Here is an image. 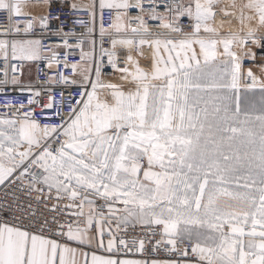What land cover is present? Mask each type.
<instances>
[{
  "label": "snow or ice",
  "instance_id": "6c2138e0",
  "mask_svg": "<svg viewBox=\"0 0 264 264\" xmlns=\"http://www.w3.org/2000/svg\"><path fill=\"white\" fill-rule=\"evenodd\" d=\"M52 2L0 0V264H264V0H73L63 62ZM42 59L77 95L22 83Z\"/></svg>",
  "mask_w": 264,
  "mask_h": 264
},
{
  "label": "built area",
  "instance_id": "2783aa9c",
  "mask_svg": "<svg viewBox=\"0 0 264 264\" xmlns=\"http://www.w3.org/2000/svg\"><path fill=\"white\" fill-rule=\"evenodd\" d=\"M71 1L69 0H55L52 2V7L50 11L52 12L53 17L56 15L60 16V20H56L54 18L50 19V27L45 32L43 29L37 28L35 37L33 38H42L44 45H45V52L44 55L46 57L51 56V49H56L61 51V61L63 62V53L67 52V49L63 48V41L60 36L56 35V33L59 31V29L62 27L64 32H70L73 31V23L72 21L77 18V16L88 19V17L82 13L73 14L71 9L68 7V4H70ZM49 9H47L48 11ZM46 11V12H47ZM135 14V12L133 13ZM104 20H105V26L107 27V23L109 21V13L106 11L104 14ZM154 23V22H150ZM75 31L77 35L80 34V32L83 31L80 25H75ZM43 33V35H42ZM97 41V53L99 52V44H100V36H99V22H97L96 25V31L92 37ZM70 43L75 45L78 41L75 38H71L69 40ZM88 40H85V44L87 45ZM105 47H108L109 44L107 40H105ZM249 47L257 53L256 61L257 63L264 62V51H262L259 48H256L254 45H249ZM87 47H85V51H87ZM69 63H75L79 60V49H73V55L71 57H68ZM15 63V62H14ZM49 61L46 59H42L39 61H36L34 64V79L32 81L27 80L26 75V69L27 64L24 66V75L21 77L22 83L24 85H31L33 88L41 90V97H44L46 94V89L51 87L52 92L50 93L53 95L56 99V101L59 103V101L63 99L68 98V94L71 92L72 95H77V93L74 91V86H66L63 84V82L60 83H51L50 78L56 76V66L53 64V67L50 69L48 67ZM0 64H2V61H0ZM245 67L252 69H255L257 71V75H261L259 72V69L253 65V62L251 60L245 61ZM59 71L65 75L72 76L73 74L63 67H60ZM105 72L108 74L105 78L114 80L117 78V75L112 74V69L105 66ZM0 77H2V74H0ZM7 97L12 100L15 104L24 103L27 107V96L30 95L28 91L21 92L19 87H13L9 85L6 88ZM64 93V96H61V93ZM5 95L0 94V105L5 103ZM0 111H3V109H0ZM51 111V110H49ZM66 111V109H65ZM37 119L43 120L44 122H48L43 115H41L40 109L37 108ZM52 122L59 123L57 119H53ZM3 196V193L0 192V197ZM129 258H141L138 254L136 256L129 255Z\"/></svg>",
  "mask_w": 264,
  "mask_h": 264
},
{
  "label": "rangeland",
  "instance_id": "374dc122",
  "mask_svg": "<svg viewBox=\"0 0 264 264\" xmlns=\"http://www.w3.org/2000/svg\"><path fill=\"white\" fill-rule=\"evenodd\" d=\"M86 0H83V2H85ZM231 3V0H222V6H226L228 4ZM221 19H225V26L221 29L222 32H228L229 30L231 31H236L240 28V25L238 23V21H235V20H231L229 22L228 18H224V17H221V16H217V23L219 24ZM253 51V50H252ZM250 59H247L245 61H248ZM246 68V67H245ZM247 69V68H246ZM254 72L257 73V71L255 69H253ZM113 82H117V78L113 80Z\"/></svg>",
  "mask_w": 264,
  "mask_h": 264
},
{
  "label": "crops",
  "instance_id": "0c3cea01",
  "mask_svg": "<svg viewBox=\"0 0 264 264\" xmlns=\"http://www.w3.org/2000/svg\"><path fill=\"white\" fill-rule=\"evenodd\" d=\"M53 1H55V0H53ZM69 1L73 2V0H69ZM87 2H88V0H86L84 3H87ZM46 11H47V8L40 7V6H37L33 9L34 14H40L42 12L46 13ZM35 62L36 61L27 63L26 75H27V80L29 82L34 79V64H35ZM99 254H104V253H99Z\"/></svg>",
  "mask_w": 264,
  "mask_h": 264
}]
</instances>
